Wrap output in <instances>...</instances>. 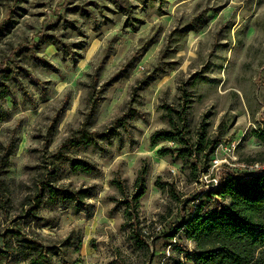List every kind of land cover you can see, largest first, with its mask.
Masks as SVG:
<instances>
[{
	"label": "rangeland",
	"instance_id": "rangeland-1",
	"mask_svg": "<svg viewBox=\"0 0 264 264\" xmlns=\"http://www.w3.org/2000/svg\"><path fill=\"white\" fill-rule=\"evenodd\" d=\"M106 1L104 14L98 9L93 13L74 9L82 7L83 0H0V26L9 19L16 21L0 36V62L27 67L45 82L46 91L21 71L31 96L24 99L15 79L6 78L15 99L0 98L1 106L11 112L0 121V145L12 139L18 145L7 180L13 203L8 215L0 209V240L20 226L17 217L28 210L21 203L34 194L39 171L56 165L57 175L51 177L55 187L93 190L87 199L91 211L75 212L72 203H58L38 213L45 218L37 229L44 240L79 233L82 245L72 254L75 264H194V257L188 255L194 242L182 228L183 219L190 216L182 215L180 199L169 191V184L161 189L157 182L173 183L181 200L194 198L228 171L248 172L247 158L264 157V144L252 136L253 130L264 129V0H166L146 9L140 0H133L144 21L136 28L125 22L123 9ZM193 24L198 30L181 31ZM60 34L66 42H84L77 61L47 44L40 53L56 69L35 63L31 50L19 58L13 54L17 47L30 48L32 42ZM98 67L97 87L107 85L88 121V84ZM195 74L188 137L196 144L204 123L208 138L220 135L225 140L212 156L206 157L207 150L199 153L198 180L192 177V165L178 159L177 153L160 154L162 148L179 147L177 142H150L154 131L169 129L173 122L178 125L176 112L167 107L180 110L181 84ZM148 75L152 76L148 85L134 95L133 86ZM128 106L144 112L145 118L136 116L126 128L119 126L103 141L105 153L83 142V131L103 132ZM74 137L78 141L74 146L61 148ZM59 149L92 160L99 170L90 175L74 173L55 156ZM143 169L146 191L139 200L138 217L148 246L138 248L131 239L126 201L134 195ZM117 179L124 181L125 189L113 184ZM178 244L189 251L182 252Z\"/></svg>",
	"mask_w": 264,
	"mask_h": 264
},
{
	"label": "trees",
	"instance_id": "trees-1",
	"mask_svg": "<svg viewBox=\"0 0 264 264\" xmlns=\"http://www.w3.org/2000/svg\"><path fill=\"white\" fill-rule=\"evenodd\" d=\"M83 1H85V4L82 7L78 5L74 9L78 8L84 13L86 10L89 11L88 13H93L95 9H98V11L106 14V0ZM111 1L125 11V22L128 25L136 28L143 24V19L135 10L139 5L133 0ZM140 1L144 9L148 8L153 2H159V4L166 2V0ZM12 16L15 17L14 14ZM15 22L13 19H9L0 26V36L9 31V27H12ZM193 30H198V26L193 24L192 28L181 29L185 34ZM41 35L44 36L46 33L42 32ZM40 42H32L33 44L28 46L30 48L17 47L13 50V54H16L19 58L25 50H31L33 51L32 59L35 63L56 69L57 66L46 55L40 53L41 50L39 49L43 44L54 45L59 51L72 56L74 61L78 60L81 55V48L84 46L82 41L66 42L61 34L49 36L48 38L44 37ZM100 70L101 67L96 69V74H92L93 79L88 84L90 88L87 99L90 104V112L87 115L88 121L104 98L102 95L107 84L103 83L97 87ZM21 71L25 74V78L27 77L43 93L46 92L45 82L40 80L27 67L25 68L21 64L9 66L0 62V86L4 87L0 89V98L9 96L14 101L15 93L11 89V85L7 83L8 79H6L12 76L24 99H30V90L27 89L23 81L24 78L21 77ZM197 77L198 75L195 74L181 84L180 91L183 104L180 110L174 109L173 106L167 107V109L176 112L178 125L176 126L173 122L171 128L158 129L150 137L152 145L166 141L177 142L179 147L162 148L160 154L177 153L176 157L178 159L192 165V177L195 180L200 178L199 162L197 161L199 153L207 150L206 157L208 158L216 152L219 144L225 141L221 139L220 135L208 138L205 130L206 124L204 123L198 129L199 140L196 144H192L191 139L188 137L190 121L187 111L194 101L190 92L195 87ZM149 79H152L151 75L141 80L138 86L136 84L133 86L134 95H138L148 85ZM10 115L11 112L0 104V121ZM136 116L145 118V113L135 106H128L119 116V119L108 125L103 132L94 133L96 134L94 135L91 132L83 131V142L105 153L108 149L104 148L103 141L109 140L111 134L117 132L119 126L126 128L128 121L133 120ZM172 120H174V117L171 118V122ZM252 136L264 144V129L253 130ZM77 142L76 137L68 138L61 145V148L74 146ZM17 143L18 140L12 139L6 145H0V209L6 215H8V209L13 203L11 185L7 180H9L11 159L16 152ZM55 156L67 162L74 173L90 175V173L99 170L98 164L92 160L73 157L61 149ZM247 160L249 165L258 162L264 164V157L262 160L257 158H247ZM48 167L46 165L45 173L39 171L38 174L41 175V178L36 182L34 194L27 195L21 203V206L28 208V210L18 215L17 218L21 222L20 226L16 225L13 229L8 230L3 236V240H0V264H75L72 254L79 251L82 245V238L79 233L72 232L58 241L44 240L37 229H40L45 218L39 216L38 213L41 209L58 203H72L75 212L91 211V205L87 202V199L92 196L93 190L91 186L77 189L64 185L55 187L51 177L57 175L58 167L52 165L51 169L47 171ZM146 174V169H143L137 176L134 195L126 201L128 203L126 213L132 220L130 224L132 226L131 239L135 241L138 248L148 246L147 240L141 231L138 217L139 200L145 195L146 191ZM113 184L118 189L126 188L123 180H114ZM157 184L161 189H165L169 184V191L174 194L175 198L180 199L182 215L186 218L190 216L188 219H183L182 228L186 229L189 238L194 242L195 248L191 251L192 254L188 253L190 259L192 256L194 257V264H264V169H259L256 172H249L248 169V172L240 174L228 171L222 175L218 187L202 190L194 198H183V200H181L182 195L180 193L174 192L175 185L173 183L162 184L158 181ZM46 190H48V197L45 196ZM176 247L182 248V252L189 251L186 246L182 247L180 244Z\"/></svg>",
	"mask_w": 264,
	"mask_h": 264
},
{
	"label": "built area",
	"instance_id": "built-area-1",
	"mask_svg": "<svg viewBox=\"0 0 264 264\" xmlns=\"http://www.w3.org/2000/svg\"><path fill=\"white\" fill-rule=\"evenodd\" d=\"M213 161H214L215 166L219 165V163H220L217 159H214ZM248 168H249V172H256V171H259V169H264V164H260L258 162V163L249 165ZM220 181H221V178H216L215 183L213 185H210L208 188L218 187L220 185Z\"/></svg>",
	"mask_w": 264,
	"mask_h": 264
}]
</instances>
